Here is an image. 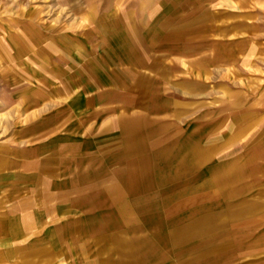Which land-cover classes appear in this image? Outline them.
I'll list each match as a JSON object with an SVG mask.
<instances>
[{
	"label": "rangeland",
	"instance_id": "374dc122",
	"mask_svg": "<svg viewBox=\"0 0 264 264\" xmlns=\"http://www.w3.org/2000/svg\"><path fill=\"white\" fill-rule=\"evenodd\" d=\"M2 89L0 264H264V0H0Z\"/></svg>",
	"mask_w": 264,
	"mask_h": 264
},
{
	"label": "crops",
	"instance_id": "0c3cea01",
	"mask_svg": "<svg viewBox=\"0 0 264 264\" xmlns=\"http://www.w3.org/2000/svg\"><path fill=\"white\" fill-rule=\"evenodd\" d=\"M0 106H4L3 102V89L0 90ZM4 111V110H3ZM8 112V111H7ZM5 112L2 113V115ZM0 118V176H13L23 171V168L17 169L14 164V152H13V136L10 131V124L7 120ZM20 124V123H18ZM5 127L7 129L5 130ZM18 143L21 141L19 137L16 140Z\"/></svg>",
	"mask_w": 264,
	"mask_h": 264
}]
</instances>
